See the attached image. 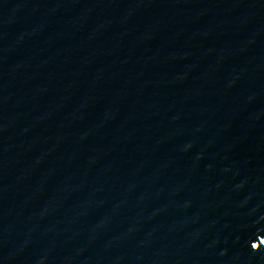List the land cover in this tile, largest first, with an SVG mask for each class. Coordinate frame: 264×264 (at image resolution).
Masks as SVG:
<instances>
[{
	"label": "water",
	"instance_id": "95a60500",
	"mask_svg": "<svg viewBox=\"0 0 264 264\" xmlns=\"http://www.w3.org/2000/svg\"><path fill=\"white\" fill-rule=\"evenodd\" d=\"M0 264H264V0H0Z\"/></svg>",
	"mask_w": 264,
	"mask_h": 264
}]
</instances>
